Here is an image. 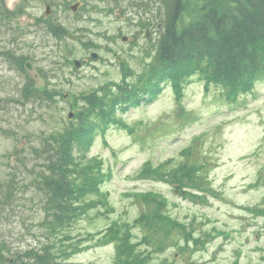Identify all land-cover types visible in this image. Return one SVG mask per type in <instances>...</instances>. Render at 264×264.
<instances>
[{"label":"rangeland","instance_id":"rangeland-1","mask_svg":"<svg viewBox=\"0 0 264 264\" xmlns=\"http://www.w3.org/2000/svg\"><path fill=\"white\" fill-rule=\"evenodd\" d=\"M74 1L61 0L46 27L0 15V189L15 192L1 209L0 263L264 264V78L231 103L196 76L179 93L159 81L152 102L122 112L133 99L110 104L120 89L140 96L156 82L144 75L158 43L129 49L119 36L163 22L167 1L78 0L72 12L64 2ZM199 1L182 0L180 25L199 17ZM118 5L125 19H115ZM112 106L115 118L99 110ZM104 118L117 123L102 134ZM84 122L92 128L71 135L70 152L93 190L49 230L37 192L42 144H60ZM125 237L133 249L118 259Z\"/></svg>","mask_w":264,"mask_h":264},{"label":"trees","instance_id":"trees-1","mask_svg":"<svg viewBox=\"0 0 264 264\" xmlns=\"http://www.w3.org/2000/svg\"><path fill=\"white\" fill-rule=\"evenodd\" d=\"M166 1L167 14L156 49L155 65L144 75V84H150L157 77L156 82L151 83L149 93L158 90L159 81L171 84L179 93L182 83L198 74L206 88L218 85L229 101H236L240 93L251 90L255 82L264 77V0H202L199 1V17L181 25L182 0ZM37 92L35 90V94ZM121 96L126 97V101L133 99L127 103L130 105L139 103L142 98V95L132 94V89L127 92L120 89L110 104L119 102ZM95 105L99 106L98 101ZM122 107L121 110L127 109V106ZM99 108L100 112H107L104 114L107 117L115 118L118 114L111 112L114 106ZM111 118L103 119L99 132L104 133L109 124L116 122ZM90 125L84 122L80 128L70 130L60 144L51 140L42 144L41 154L47 170L38 175L37 192L40 194L38 202L44 203L42 220L47 222L49 230L60 229V225L69 223L79 209L75 207L78 198L93 190L87 168L78 158L73 160L70 152L71 135L73 139L88 135ZM92 135L93 132L87 138L91 140ZM14 193L13 189L7 193L0 189V216H4L1 209L13 201ZM118 246V259L130 247L131 251L133 249L126 237ZM30 251L23 254L30 258ZM31 258L36 259L32 254Z\"/></svg>","mask_w":264,"mask_h":264},{"label":"flooded vegetation","instance_id":"flooded-vegetation-1","mask_svg":"<svg viewBox=\"0 0 264 264\" xmlns=\"http://www.w3.org/2000/svg\"><path fill=\"white\" fill-rule=\"evenodd\" d=\"M9 1L11 0H0L1 16H3L4 13H7L9 15V12L11 13V16H17L21 18H27L28 16V18L31 17L32 24L36 22L45 27L47 26V24H49V20L53 16V14H55L53 13L54 10L56 12L60 11L61 9L64 11L65 7L64 5L62 6L61 3H59L61 0H13V3L12 1L11 3ZM35 4H37L38 7L34 6ZM64 4H66L72 12H75L79 8V6H81V1L75 0L74 3L64 2ZM127 15H129V12L127 13L125 6L118 5L115 8V19L122 20L123 18L125 19ZM161 26L162 24L159 22L155 23V26H152V24L145 25L144 28L140 26V28H136L130 33L120 35L119 39L122 43L127 45L129 49H133V45H139L141 43V40L148 41L149 45L152 42H155V44H157L160 36ZM53 30L60 34L64 32V28L61 27V25L53 27ZM90 50L91 51H89V57L92 52V49ZM116 58L118 61H120L122 57L117 55ZM82 61L87 60L83 59Z\"/></svg>","mask_w":264,"mask_h":264},{"label":"water","instance_id":"water-1","mask_svg":"<svg viewBox=\"0 0 264 264\" xmlns=\"http://www.w3.org/2000/svg\"><path fill=\"white\" fill-rule=\"evenodd\" d=\"M91 58L92 59L96 58V54L95 53H92L91 54ZM74 65L75 66H79V62L78 61H74ZM25 66H26L27 69H30V64L28 62H26V65ZM71 115L72 114H69V116H71Z\"/></svg>","mask_w":264,"mask_h":264}]
</instances>
